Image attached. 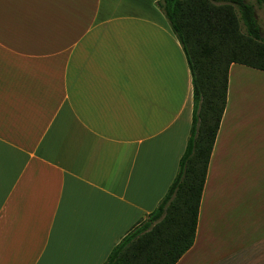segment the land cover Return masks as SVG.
<instances>
[{
    "label": "crops",
    "instance_id": "0c3cea01",
    "mask_svg": "<svg viewBox=\"0 0 264 264\" xmlns=\"http://www.w3.org/2000/svg\"><path fill=\"white\" fill-rule=\"evenodd\" d=\"M156 0H0V264H102L174 179L192 118ZM264 264V71L232 63L194 242Z\"/></svg>",
    "mask_w": 264,
    "mask_h": 264
},
{
    "label": "trees",
    "instance_id": "16d2710c",
    "mask_svg": "<svg viewBox=\"0 0 264 264\" xmlns=\"http://www.w3.org/2000/svg\"><path fill=\"white\" fill-rule=\"evenodd\" d=\"M184 52L192 118L176 175L155 209L134 224L102 264H175L192 246L212 144L226 104L228 70L264 71L256 7L264 0H156Z\"/></svg>",
    "mask_w": 264,
    "mask_h": 264
},
{
    "label": "rangeland",
    "instance_id": "374dc122",
    "mask_svg": "<svg viewBox=\"0 0 264 264\" xmlns=\"http://www.w3.org/2000/svg\"><path fill=\"white\" fill-rule=\"evenodd\" d=\"M254 2V0H248ZM256 17L260 27L261 35L264 36V9L262 7H256Z\"/></svg>",
    "mask_w": 264,
    "mask_h": 264
}]
</instances>
